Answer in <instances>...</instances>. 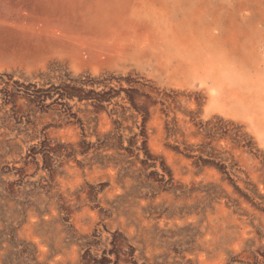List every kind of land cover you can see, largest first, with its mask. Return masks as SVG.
I'll return each instance as SVG.
<instances>
[{
    "label": "rangeland",
    "instance_id": "1",
    "mask_svg": "<svg viewBox=\"0 0 264 264\" xmlns=\"http://www.w3.org/2000/svg\"><path fill=\"white\" fill-rule=\"evenodd\" d=\"M22 2L0 0V264H264V182L210 134L173 169L153 135L134 132L120 79L13 60L27 34L1 30ZM237 134L264 163V147Z\"/></svg>",
    "mask_w": 264,
    "mask_h": 264
},
{
    "label": "bare ground",
    "instance_id": "2",
    "mask_svg": "<svg viewBox=\"0 0 264 264\" xmlns=\"http://www.w3.org/2000/svg\"><path fill=\"white\" fill-rule=\"evenodd\" d=\"M21 7L1 30L27 34L13 60L34 72L56 60L76 76L120 79L116 101L135 102L134 132L153 135L173 169L191 161L179 153L210 134L251 181L264 182V163L237 137L249 132L264 147V0H23ZM142 84L143 92L125 90Z\"/></svg>",
    "mask_w": 264,
    "mask_h": 264
}]
</instances>
